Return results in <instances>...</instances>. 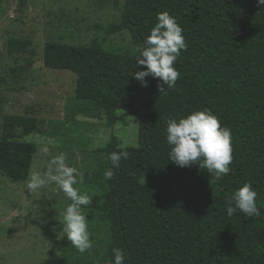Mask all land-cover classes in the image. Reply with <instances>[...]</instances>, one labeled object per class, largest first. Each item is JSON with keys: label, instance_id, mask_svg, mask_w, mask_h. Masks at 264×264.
Listing matches in <instances>:
<instances>
[{"label": "trees", "instance_id": "1", "mask_svg": "<svg viewBox=\"0 0 264 264\" xmlns=\"http://www.w3.org/2000/svg\"><path fill=\"white\" fill-rule=\"evenodd\" d=\"M165 11L183 28L188 50L176 62L181 73L176 85L160 95V80L149 76L143 87L132 74L147 71L137 67L138 50ZM97 28L103 33L89 46L47 43L44 63L76 75L81 113L114 128L123 109L140 124L137 148H121L112 136L103 149L105 171L113 167V152L126 150L130 159L114 169L115 178L105 182V201L94 206L109 223L111 239L99 264H115V248L124 252V264H264V5L258 0H127L119 25ZM124 30L132 34L137 53L106 51V37ZM7 46L9 54L25 53L32 42L9 39ZM204 110L231 130L234 146L230 174L213 184L199 165L173 163L166 140L167 119ZM10 124L22 125L29 135L33 121L6 117L0 142V174L25 183L36 145L8 140ZM247 183L257 192L261 215L229 217L228 198Z\"/></svg>", "mask_w": 264, "mask_h": 264}, {"label": "rangeland", "instance_id": "2", "mask_svg": "<svg viewBox=\"0 0 264 264\" xmlns=\"http://www.w3.org/2000/svg\"><path fill=\"white\" fill-rule=\"evenodd\" d=\"M127 0H4L0 3V142L6 117L33 121L29 135L22 125H7L11 142L36 145L31 174L46 171L52 157L66 153L68 164L81 176L75 185L93 199L82 208L88 218L93 249L85 254L72 247L61 222L71 201L57 185L36 193L27 182L0 174V264H99L110 244L109 223L94 208L106 198L104 147L116 136L121 148H137L140 124L135 116L118 109V122L110 128L104 119L81 113L76 99V75L45 66L47 43L89 46L99 32L119 25ZM9 39H26L25 53L9 54ZM108 52L137 53L128 30L108 35ZM50 149L51 156L43 149ZM30 178V177H29ZM58 223H61L59 228ZM59 252V255L57 253Z\"/></svg>", "mask_w": 264, "mask_h": 264}, {"label": "clouds", "instance_id": "3", "mask_svg": "<svg viewBox=\"0 0 264 264\" xmlns=\"http://www.w3.org/2000/svg\"><path fill=\"white\" fill-rule=\"evenodd\" d=\"M264 5V0H258ZM183 28L167 11L158 14V23L151 30L145 45L138 51L141 56L137 60V67L147 71H136L132 74L143 87H148L147 77L151 76L161 81L157 85L160 95L166 94L167 89L173 88L181 73L176 68V62L182 51L188 50ZM166 140L171 147L169 153L173 163L182 168L199 165L211 175L210 183H216L230 174V166L234 162V146L231 130L222 127L219 118L211 110L196 111L180 120L167 119ZM45 155L51 156L50 149H43ZM130 159L128 151L113 152L109 156L112 168L104 173L105 180L115 178V168L120 162ZM81 173L76 167L68 164L66 153L52 157L45 172H36L30 175L27 187L30 192L36 193L51 184L63 191L71 204L67 206L63 215V231L72 247L79 253L90 252L93 247L92 233L89 230L88 218L82 208L92 205L93 199L88 194H81L75 187L80 180ZM227 214L234 216L237 212L248 217H259L260 209L257 206V192L250 183L245 184L226 202ZM59 255V252L57 253ZM115 264H124L125 254L120 248L113 249Z\"/></svg>", "mask_w": 264, "mask_h": 264}]
</instances>
